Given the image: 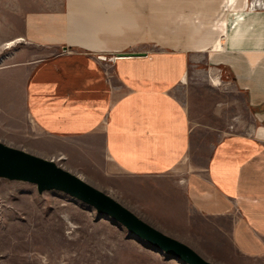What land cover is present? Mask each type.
Instances as JSON below:
<instances>
[{
    "label": "crops",
    "instance_id": "1",
    "mask_svg": "<svg viewBox=\"0 0 264 264\" xmlns=\"http://www.w3.org/2000/svg\"><path fill=\"white\" fill-rule=\"evenodd\" d=\"M239 1L236 9V0H224L222 11L232 10L207 35L167 47L211 49L212 64L225 66L255 120L252 133L219 141L204 167L191 155L198 129L186 55L109 61L121 90L92 57L128 48L122 0H67L65 25L47 17L35 22L32 33L42 44L85 52L42 61L25 85L31 122L67 147L68 171L102 185L98 189L214 264L234 257L264 264V13L248 12L249 0Z\"/></svg>",
    "mask_w": 264,
    "mask_h": 264
},
{
    "label": "rangeland",
    "instance_id": "2",
    "mask_svg": "<svg viewBox=\"0 0 264 264\" xmlns=\"http://www.w3.org/2000/svg\"><path fill=\"white\" fill-rule=\"evenodd\" d=\"M223 2L122 0L123 45L128 47L122 53L188 57L190 103L187 102L198 129L191 155L201 167L206 166L215 145L227 135L252 133L255 120L244 97L234 90L225 66L212 64L211 49L167 47L186 42L191 45V37L207 35L232 10L222 11ZM236 3L237 9L241 1ZM246 4L248 12L264 13V0H249ZM66 7L67 0H0V142L48 160L60 156L55 162L65 169L70 161L67 147L59 146L56 139L42 134L33 125L26 108L25 85L31 70L42 61L85 52L67 44L47 46L32 33L35 22L43 17L48 22L65 25ZM198 21L205 25L199 27ZM92 57L101 65L113 89L121 90L122 84L115 78V65L100 56ZM84 179L96 188H103ZM215 262L251 264L238 257ZM0 264L186 263L157 251L121 224L66 194L56 191L39 194L36 185L0 179Z\"/></svg>",
    "mask_w": 264,
    "mask_h": 264
},
{
    "label": "water",
    "instance_id": "3",
    "mask_svg": "<svg viewBox=\"0 0 264 264\" xmlns=\"http://www.w3.org/2000/svg\"><path fill=\"white\" fill-rule=\"evenodd\" d=\"M117 57H144L146 53H121ZM114 61L115 56L100 55ZM0 179L36 185L39 194L56 191L66 194L121 224L152 248L186 264H214L188 245L164 234L126 208L110 194L92 186L54 160L9 147L0 142Z\"/></svg>",
    "mask_w": 264,
    "mask_h": 264
},
{
    "label": "bare ground",
    "instance_id": "4",
    "mask_svg": "<svg viewBox=\"0 0 264 264\" xmlns=\"http://www.w3.org/2000/svg\"><path fill=\"white\" fill-rule=\"evenodd\" d=\"M223 33L225 34V39L221 40L219 45L216 47V49H218L220 51H224L226 49V41H227L226 36H228V31L226 29H224ZM119 58H124V57H119Z\"/></svg>",
    "mask_w": 264,
    "mask_h": 264
}]
</instances>
